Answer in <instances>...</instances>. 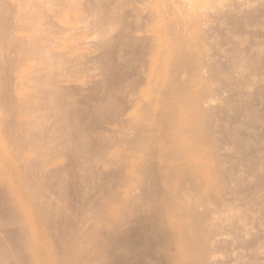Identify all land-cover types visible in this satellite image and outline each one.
<instances>
[{"label":"bare ground","instance_id":"6f19581e","mask_svg":"<svg viewBox=\"0 0 264 264\" xmlns=\"http://www.w3.org/2000/svg\"><path fill=\"white\" fill-rule=\"evenodd\" d=\"M4 206L0 264H260L264 0H0Z\"/></svg>","mask_w":264,"mask_h":264},{"label":"rangeland","instance_id":"374dc122","mask_svg":"<svg viewBox=\"0 0 264 264\" xmlns=\"http://www.w3.org/2000/svg\"><path fill=\"white\" fill-rule=\"evenodd\" d=\"M221 93H227V91L225 92V91H220L219 92V96H217V97H220V98H218V100H217V105H218V108L221 106V105H223L224 104V98L227 96L226 94H225V96H222V94ZM228 94V93H227ZM222 98V99H221ZM220 102H221V105H219L220 104ZM224 107H226V108H228L225 104L223 105V107H220L219 108V110H221V108H223L222 109V113L225 115V117L228 119V118H234L233 120H235V119H237L238 117H240V113L239 112H241V105H237L236 107H234V108H238L237 110L236 109H233L232 108V110L231 111H233V110H235V111H233L234 113H232V112H230L228 109L226 110ZM238 110H240V111H238ZM226 111H228V112H226ZM232 113V115H230V113ZM237 112L239 113L238 115H237ZM230 116H229V115ZM233 115H235L236 117H234ZM230 119H229V121H230ZM231 119V121H233ZM2 207V206H1ZM7 206H4L3 208H0V212L2 211V212H4L5 210H2V209H7L6 208ZM242 207V206H241ZM244 208V207H243ZM257 223V222H256ZM254 224V226L255 225H257V224ZM263 227H264V225H262V226H260L259 224H258V226H257V228H253V229H249L250 231H249V233H248V235H247V241L250 243V242H256V241H258L259 240V236H261L262 235V237H263V232H264V229H263ZM232 229V228H231ZM233 229H237V227L236 228H233ZM232 229V231H234L235 232V230H233ZM262 229V230H261ZM13 230H18V228H14ZM236 232H237V230H236ZM235 232V233H236ZM256 232V233H255ZM251 236V237H250ZM250 237V238H249ZM248 238H249V240H248ZM246 239H245V243H246ZM264 239V238H263ZM152 242V243H151ZM234 242V241H233ZM238 242H240V241H237V243H235L236 244V246L238 245ZM252 242V243H253ZM252 243H250V244H252ZM152 244H153V246H152ZM231 244L233 245L234 243H232L231 242ZM234 244V245H235ZM153 247V248H150V247ZM148 247H149V251H151V252H149L148 251V249H147V254H146V259H145V261L143 262L142 261V264H149V260H151V259H157V262H156V264H165V263H163V261H165L163 258H160L159 259V253L160 252H158V251H160V246H159V244H158V242H156V240H154V239H151L150 241H149V244H148ZM230 251H232V252H234L233 254H234V257H232L233 256V254H227L226 256H225V258L223 257L222 258V262L224 261V264H240V263H238V262H243L242 264H244V261H243V258H240V255H239V252H241V250H239V249H234V247H232L231 249H230ZM262 251V250H261ZM261 251H259L258 253H257V255H255L254 254V256H256L257 258H258V260H259V262H260V264H264V259H261V258H263V256H264V249H263V253L261 252ZM151 255H150V254ZM148 255V256H147ZM232 255V256H231ZM235 256L237 257L236 259H235ZM262 256V257H261ZM157 257V258H156ZM151 258V259H150ZM253 258H255V257H253ZM231 259V260H230ZM158 260H159V262H158ZM161 260H163V261H161ZM161 261V262H160Z\"/></svg>","mask_w":264,"mask_h":264}]
</instances>
